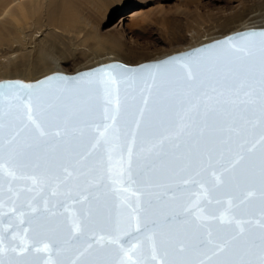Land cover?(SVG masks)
I'll list each match as a JSON object with an SVG mask.
<instances>
[{
    "label": "water",
    "instance_id": "1",
    "mask_svg": "<svg viewBox=\"0 0 264 264\" xmlns=\"http://www.w3.org/2000/svg\"><path fill=\"white\" fill-rule=\"evenodd\" d=\"M262 34L1 79L0 264H264Z\"/></svg>",
    "mask_w": 264,
    "mask_h": 264
},
{
    "label": "rangeland",
    "instance_id": "2",
    "mask_svg": "<svg viewBox=\"0 0 264 264\" xmlns=\"http://www.w3.org/2000/svg\"><path fill=\"white\" fill-rule=\"evenodd\" d=\"M28 1L14 3L9 12L19 3ZM145 1H133L123 8L122 5L129 4L130 0H108L107 4L114 10L111 14L98 11L92 6L94 3H83L80 28L69 34L53 31L34 19L22 18L23 22L16 21L18 25L8 10H1L0 23L8 28L2 31L3 36L9 40L16 38L0 44V80L34 81L50 74L52 67L45 71H41L44 67L32 72L27 70L32 64L39 65L32 58L34 47L36 51L42 41L47 45L43 51L46 64L58 63L55 71L74 73L107 60L135 65L224 36L238 28L264 26V0ZM94 33L104 40L110 39L104 43V48L98 49L87 40V35ZM112 40L119 43V50H113Z\"/></svg>",
    "mask_w": 264,
    "mask_h": 264
},
{
    "label": "bare ground",
    "instance_id": "3",
    "mask_svg": "<svg viewBox=\"0 0 264 264\" xmlns=\"http://www.w3.org/2000/svg\"><path fill=\"white\" fill-rule=\"evenodd\" d=\"M19 1L20 0H0V13H1V10L3 12L7 11L14 3L19 2ZM133 1L139 3V2H143L145 0H130L129 4L122 5L123 8L127 7L130 4L132 5ZM107 2H108V0H97L96 2L93 0H48L47 2L43 3L40 0H29L28 2L19 3L18 7L15 10H10V12L8 10V12H9V15H11V18H13L15 20L13 22H15L16 24H18L19 21L23 22L22 18L27 19V20L34 19L37 23H40L41 25L43 24L46 28L52 29L53 31L56 30V31H61V32L69 34V33H72L73 30L80 28L79 26L81 25L82 18H83V15H82V18L80 16V14H82L81 13L82 12L81 4H83V3L93 4L94 3L92 6H94V8H96L98 11L102 12L103 14L114 13L113 8L111 7L110 4H107ZM117 10H119V8ZM83 23H84V21H83ZM10 24H12V23H10ZM260 27H263V26H260ZM245 28L246 27L238 28L234 31L242 30ZM250 28H256V27H250ZM5 29L7 30L8 28L5 25H3V23H0V44L1 45L4 44L5 42H10L13 39L15 40V38H16V37L15 38L13 37L12 40H9L8 38L4 37L2 34V31ZM18 30H20V29H17V32H18ZM216 38H219V37H216ZM216 38H213V39H216ZM213 39H211V40H213ZM87 40L92 41L93 44L96 45V47H98V49L100 47H102L106 41H108V40L110 41V39L104 40L103 37H101L100 35H98L96 33L87 35ZM208 41H210V40H208ZM42 42H43L42 45L38 44L36 51H35L36 46L34 47V50H33L35 52V55L32 58V61H35V62L37 61L39 63V65L36 66V65L32 64V65H30V67L27 68V70L32 72V70H35L36 68L40 69V68L44 67L41 71H45V70L49 69L50 67H52V71L49 73L56 72L54 69H56L57 66H59L58 63L54 64L52 66H49L46 64V61L44 60L43 51L46 50L44 48L47 47V45L44 43V41H42ZM111 43L113 44V50H114V48H116L115 51L117 50V48L119 50V43L116 42V40H112ZM43 45H46V46L43 47ZM104 46H103V48H104ZM31 51H30V53H31ZM31 55H33V52L31 53ZM58 59H60V58H58ZM58 59H57V61H59ZM110 61H112V60L98 62V64L106 63V62H110ZM114 61H118V60H114ZM60 72H62V71H60ZM64 73H66V72H64ZM68 74H71V73H68Z\"/></svg>",
    "mask_w": 264,
    "mask_h": 264
},
{
    "label": "snow or ice",
    "instance_id": "4",
    "mask_svg": "<svg viewBox=\"0 0 264 264\" xmlns=\"http://www.w3.org/2000/svg\"><path fill=\"white\" fill-rule=\"evenodd\" d=\"M262 35H264V34H262ZM29 111H31V109H29ZM29 118L31 119V117H29ZM37 127H39V126L37 125ZM41 134H43V133H41ZM262 261H264V257H262Z\"/></svg>",
    "mask_w": 264,
    "mask_h": 264
}]
</instances>
